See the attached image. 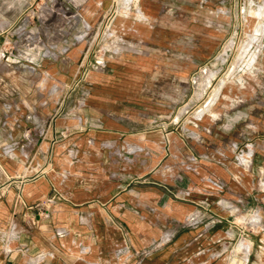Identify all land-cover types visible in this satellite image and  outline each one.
I'll list each match as a JSON object with an SVG mask.
<instances>
[{
	"label": "crops",
	"instance_id": "obj_1",
	"mask_svg": "<svg viewBox=\"0 0 264 264\" xmlns=\"http://www.w3.org/2000/svg\"><path fill=\"white\" fill-rule=\"evenodd\" d=\"M242 2L264 6V0ZM173 4L59 1L64 11L116 12L110 30L116 41L101 65L85 67L96 72L73 108L66 105L73 102L67 93L75 83H67L65 94L57 78L41 81L47 89L38 94L9 96L0 81V264H207L185 249L190 236L202 231L189 224L210 216L203 204L209 198L204 187L193 185L192 146L165 127L174 113L161 105L168 102L162 87L176 86L162 73L187 74L192 61L186 46L178 53L177 41L191 40L193 33L163 24L161 15ZM63 18H43L28 29V17H9L0 43L20 26L16 42L25 29L28 40L41 46L15 43L6 63L0 50V72L15 70L17 56L41 61L50 74L64 70L59 57L75 56L79 47H63ZM69 22L90 24L81 13ZM259 38L264 48V27ZM154 241L165 242L153 249Z\"/></svg>",
	"mask_w": 264,
	"mask_h": 264
},
{
	"label": "rangeland",
	"instance_id": "obj_2",
	"mask_svg": "<svg viewBox=\"0 0 264 264\" xmlns=\"http://www.w3.org/2000/svg\"><path fill=\"white\" fill-rule=\"evenodd\" d=\"M59 1L0 0L1 33L8 29L5 22L9 17H28L30 29L39 27L43 18L63 16V47H79L75 56L64 52L59 57L64 70L51 74L41 61L17 56L13 60L16 69L1 70L0 81L9 96L38 94L47 89L41 87V81L57 78L64 81L60 93L65 94L67 83H75L76 88L67 93L73 102L66 105L73 108L78 98L86 97L83 92L96 72L92 65L86 71L82 67L99 65L116 40L103 35L105 26L100 21L106 12L73 6L64 11L57 7ZM170 1L174 4L161 15L163 24L177 32H192L193 37L184 41L182 36L177 41L178 53L185 52L186 46L192 55L187 74L162 73L176 82L175 87L161 89L168 101L162 108L174 113L165 127L192 146L193 185L206 189L209 199L203 204L210 214L189 224L190 229L202 231L190 236L192 243L185 250L189 257L202 256L207 264H264V48L259 38L264 6L258 2L239 4L238 0ZM220 1L225 2L218 7ZM80 13L90 21L89 26L69 22ZM19 27L15 35L0 43L3 63L14 57L15 43L41 46L38 39L28 40L30 32L25 29L20 30L16 42ZM217 35L218 39L213 38ZM199 240H203L202 246L195 244ZM164 242L154 241L152 248Z\"/></svg>",
	"mask_w": 264,
	"mask_h": 264
},
{
	"label": "built area",
	"instance_id": "obj_3",
	"mask_svg": "<svg viewBox=\"0 0 264 264\" xmlns=\"http://www.w3.org/2000/svg\"><path fill=\"white\" fill-rule=\"evenodd\" d=\"M116 12L115 10H112L109 14L105 15L102 19H101V25L105 26V31L103 32V35H107L109 38H113V40H115V36L111 34L110 30H111V25H112V20L115 16ZM104 59V58H103ZM103 63L100 62L99 65H101ZM90 64V63H89ZM84 68V71H86L87 69L83 66L82 70Z\"/></svg>",
	"mask_w": 264,
	"mask_h": 264
},
{
	"label": "bare ground",
	"instance_id": "obj_4",
	"mask_svg": "<svg viewBox=\"0 0 264 264\" xmlns=\"http://www.w3.org/2000/svg\"><path fill=\"white\" fill-rule=\"evenodd\" d=\"M253 36V35H252ZM20 52V51H19ZM25 55V54H24Z\"/></svg>",
	"mask_w": 264,
	"mask_h": 264
}]
</instances>
